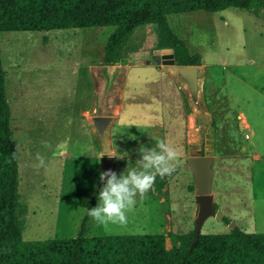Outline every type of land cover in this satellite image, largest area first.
<instances>
[{"label":"rangeland","instance_id":"rangeland-1","mask_svg":"<svg viewBox=\"0 0 264 264\" xmlns=\"http://www.w3.org/2000/svg\"><path fill=\"white\" fill-rule=\"evenodd\" d=\"M167 21L202 58L211 125L197 142L186 95L151 60L155 25L137 28L129 53L112 66L102 60L114 27L0 33L18 191L27 210L23 240L76 238L101 183L100 158L114 156L117 174L139 170L140 145L151 148L160 140L182 149L175 172L159 191L136 197L127 224L101 226L90 217L87 236L162 234L167 249L178 245L173 237L195 225L189 160L196 144L210 158V194L222 216L208 217L200 234H228L233 227L264 233V13L229 8L169 15ZM95 116L111 117L104 142Z\"/></svg>","mask_w":264,"mask_h":264},{"label":"trees","instance_id":"trees-1","mask_svg":"<svg viewBox=\"0 0 264 264\" xmlns=\"http://www.w3.org/2000/svg\"><path fill=\"white\" fill-rule=\"evenodd\" d=\"M229 8L259 17L264 0H0V33L114 27L102 60L112 66L129 53L128 42L137 28L155 25L156 49H172L177 65H201V55L189 51L167 17ZM11 137L0 46V264H264V233L235 228L228 234H200L193 245L190 232L174 236L179 244L167 249L162 234L87 236L88 209L76 238L23 240L27 210L20 202L19 155ZM167 178L157 176L154 189L159 191ZM102 186L88 208L98 204Z\"/></svg>","mask_w":264,"mask_h":264},{"label":"water","instance_id":"water-1","mask_svg":"<svg viewBox=\"0 0 264 264\" xmlns=\"http://www.w3.org/2000/svg\"><path fill=\"white\" fill-rule=\"evenodd\" d=\"M152 62L162 67V70L169 74L186 95L191 115L188 117L189 123L195 127L190 129L194 141H198V135H203L211 125V116L207 111L202 94V84L204 80V68L202 65H177L174 60L173 50L170 48L156 49L151 57ZM94 128L102 142L105 139V131L111 121L110 116L93 117ZM196 144L194 156L189 160L192 166L196 182L195 201L197 205L195 225L193 230L194 242L200 235V230L208 217L221 218L220 212L215 208L213 196L210 194V158L201 155ZM101 169L115 171L116 158L108 155L100 158ZM106 183L101 181V184ZM235 227L232 228V230Z\"/></svg>","mask_w":264,"mask_h":264},{"label":"clouds","instance_id":"clouds-1","mask_svg":"<svg viewBox=\"0 0 264 264\" xmlns=\"http://www.w3.org/2000/svg\"><path fill=\"white\" fill-rule=\"evenodd\" d=\"M138 152L139 170L126 168L119 175L111 169L100 173L99 180L106 183L99 190L97 206L88 208L87 212L98 225L127 224V213L135 206L136 197L143 198L153 188L157 176L172 175L182 155L181 148L166 140L151 148L141 144ZM37 160L42 167L44 158L39 153Z\"/></svg>","mask_w":264,"mask_h":264},{"label":"crops","instance_id":"crops-1","mask_svg":"<svg viewBox=\"0 0 264 264\" xmlns=\"http://www.w3.org/2000/svg\"><path fill=\"white\" fill-rule=\"evenodd\" d=\"M240 116H243V115H242V113L240 114ZM243 118H244V116H243ZM244 120H245V123H244V122H243V123L245 124V126H247L246 119L244 118V119H243V121H244ZM246 136H248V135H246ZM249 138H250V137L248 136V138H247V139H249Z\"/></svg>","mask_w":264,"mask_h":264},{"label":"bare ground","instance_id":"bare-ground-1","mask_svg":"<svg viewBox=\"0 0 264 264\" xmlns=\"http://www.w3.org/2000/svg\"><path fill=\"white\" fill-rule=\"evenodd\" d=\"M243 122L245 123V120Z\"/></svg>","mask_w":264,"mask_h":264},{"label":"flooded vegetation","instance_id":"flooded-vegetation-1","mask_svg":"<svg viewBox=\"0 0 264 264\" xmlns=\"http://www.w3.org/2000/svg\"><path fill=\"white\" fill-rule=\"evenodd\" d=\"M201 155H202V153H201Z\"/></svg>","mask_w":264,"mask_h":264},{"label":"built area","instance_id":"built-area-1","mask_svg":"<svg viewBox=\"0 0 264 264\" xmlns=\"http://www.w3.org/2000/svg\"><path fill=\"white\" fill-rule=\"evenodd\" d=\"M248 137V136H247Z\"/></svg>","mask_w":264,"mask_h":264}]
</instances>
